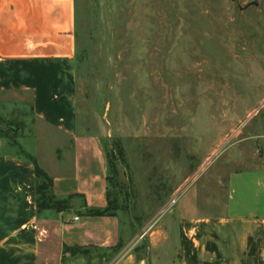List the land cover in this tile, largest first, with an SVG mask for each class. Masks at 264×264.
I'll return each instance as SVG.
<instances>
[{
    "label": "rangeland",
    "instance_id": "1",
    "mask_svg": "<svg viewBox=\"0 0 264 264\" xmlns=\"http://www.w3.org/2000/svg\"><path fill=\"white\" fill-rule=\"evenodd\" d=\"M248 1L75 0L79 123L103 144L110 210L139 257L156 253L142 234L158 215L195 189L221 204L232 172L264 165V0ZM25 129L28 114H0L3 141Z\"/></svg>",
    "mask_w": 264,
    "mask_h": 264
},
{
    "label": "crops",
    "instance_id": "2",
    "mask_svg": "<svg viewBox=\"0 0 264 264\" xmlns=\"http://www.w3.org/2000/svg\"><path fill=\"white\" fill-rule=\"evenodd\" d=\"M74 28L75 0H0V114L19 110L35 124L0 138V264H264V165L232 172L221 204H199L195 189L176 215L154 218L142 234L150 257L129 249L114 212L89 214L107 207L108 162L79 123ZM34 161L66 209L38 208Z\"/></svg>",
    "mask_w": 264,
    "mask_h": 264
},
{
    "label": "trees",
    "instance_id": "3",
    "mask_svg": "<svg viewBox=\"0 0 264 264\" xmlns=\"http://www.w3.org/2000/svg\"><path fill=\"white\" fill-rule=\"evenodd\" d=\"M107 157L108 168H111L110 162ZM34 170L36 176V191H37V200H39L38 208L41 207H52L56 211H62L68 207L67 200H56L53 196L52 192V179L45 173V171L39 167L36 161H34ZM109 180V176H107V181ZM106 199H107V207L102 210L90 211L89 214L95 216H103L112 214L111 205L112 200L110 199V194L106 189ZM38 202V201H37Z\"/></svg>",
    "mask_w": 264,
    "mask_h": 264
},
{
    "label": "water",
    "instance_id": "4",
    "mask_svg": "<svg viewBox=\"0 0 264 264\" xmlns=\"http://www.w3.org/2000/svg\"><path fill=\"white\" fill-rule=\"evenodd\" d=\"M258 5V2L256 0H252V1H248L247 3H245L241 9H245L247 7H250V6H257ZM257 148H258V156L261 157L262 155V150H261V147L259 145H257Z\"/></svg>",
    "mask_w": 264,
    "mask_h": 264
},
{
    "label": "built area",
    "instance_id": "5",
    "mask_svg": "<svg viewBox=\"0 0 264 264\" xmlns=\"http://www.w3.org/2000/svg\"><path fill=\"white\" fill-rule=\"evenodd\" d=\"M74 219H77V217H75Z\"/></svg>",
    "mask_w": 264,
    "mask_h": 264
}]
</instances>
